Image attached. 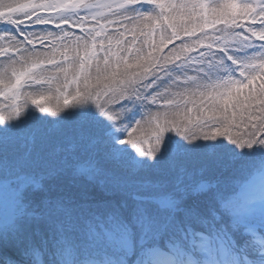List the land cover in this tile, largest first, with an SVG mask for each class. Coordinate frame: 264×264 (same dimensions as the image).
<instances>
[{"label": "snow or ice", "instance_id": "snow-or-ice-1", "mask_svg": "<svg viewBox=\"0 0 264 264\" xmlns=\"http://www.w3.org/2000/svg\"><path fill=\"white\" fill-rule=\"evenodd\" d=\"M0 264H264V0H0Z\"/></svg>", "mask_w": 264, "mask_h": 264}]
</instances>
